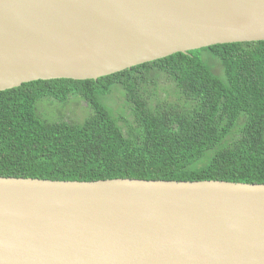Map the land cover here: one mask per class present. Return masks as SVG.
<instances>
[{
  "label": "water",
  "instance_id": "obj_1",
  "mask_svg": "<svg viewBox=\"0 0 264 264\" xmlns=\"http://www.w3.org/2000/svg\"><path fill=\"white\" fill-rule=\"evenodd\" d=\"M264 40V0H0V91ZM0 264H264V183L0 176Z\"/></svg>",
  "mask_w": 264,
  "mask_h": 264
},
{
  "label": "trees",
  "instance_id": "obj_2",
  "mask_svg": "<svg viewBox=\"0 0 264 264\" xmlns=\"http://www.w3.org/2000/svg\"><path fill=\"white\" fill-rule=\"evenodd\" d=\"M210 56L223 78L205 63ZM161 74L175 87L171 103L161 100ZM115 89L119 113L105 102ZM71 97L92 109L83 122L39 115L42 99ZM0 176L264 183V40L177 52L97 80L0 91Z\"/></svg>",
  "mask_w": 264,
  "mask_h": 264
},
{
  "label": "rangeland",
  "instance_id": "obj_3",
  "mask_svg": "<svg viewBox=\"0 0 264 264\" xmlns=\"http://www.w3.org/2000/svg\"><path fill=\"white\" fill-rule=\"evenodd\" d=\"M205 56L204 54V57ZM210 57L209 64L207 62L205 63L215 75L223 78L224 71L221 62L217 58ZM159 79L161 100L166 101V103L173 102V100L177 99L174 94V92H176L175 87L167 81L164 75L161 74ZM123 100L121 89H115L105 98V102L117 113L123 108ZM37 107L38 113L42 119H46L50 122L59 121L61 119L69 122L81 123L91 114L92 110L86 101L77 99L76 97H71L64 103L54 99L44 98L38 102Z\"/></svg>",
  "mask_w": 264,
  "mask_h": 264
}]
</instances>
